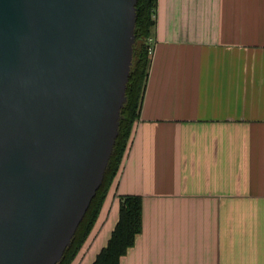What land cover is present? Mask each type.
<instances>
[{
	"label": "crops",
	"instance_id": "crops-1",
	"mask_svg": "<svg viewBox=\"0 0 264 264\" xmlns=\"http://www.w3.org/2000/svg\"><path fill=\"white\" fill-rule=\"evenodd\" d=\"M139 120L75 264L125 196L142 228L119 264H264V0H157Z\"/></svg>",
	"mask_w": 264,
	"mask_h": 264
},
{
	"label": "water",
	"instance_id": "water-1",
	"mask_svg": "<svg viewBox=\"0 0 264 264\" xmlns=\"http://www.w3.org/2000/svg\"><path fill=\"white\" fill-rule=\"evenodd\" d=\"M137 0H0V264H57L126 101Z\"/></svg>",
	"mask_w": 264,
	"mask_h": 264
},
{
	"label": "trees",
	"instance_id": "trees-1",
	"mask_svg": "<svg viewBox=\"0 0 264 264\" xmlns=\"http://www.w3.org/2000/svg\"><path fill=\"white\" fill-rule=\"evenodd\" d=\"M132 64L126 85V101L120 112L118 135L108 161L103 181L96 191L82 221L57 264H75L85 240L99 216L102 203L116 180L133 139L139 120L145 87L149 75L156 25L157 0H137ZM142 200L138 196H125L118 202V220L104 248L91 264H119V260L133 246L142 228Z\"/></svg>",
	"mask_w": 264,
	"mask_h": 264
},
{
	"label": "built area",
	"instance_id": "built-area-1",
	"mask_svg": "<svg viewBox=\"0 0 264 264\" xmlns=\"http://www.w3.org/2000/svg\"><path fill=\"white\" fill-rule=\"evenodd\" d=\"M153 44V43H152ZM153 48H154V44L150 47V49H149V53L152 55V53H153Z\"/></svg>",
	"mask_w": 264,
	"mask_h": 264
}]
</instances>
